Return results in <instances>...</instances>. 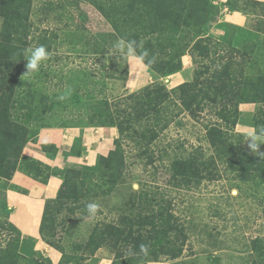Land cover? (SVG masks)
Instances as JSON below:
<instances>
[{
	"label": "trees",
	"instance_id": "1",
	"mask_svg": "<svg viewBox=\"0 0 264 264\" xmlns=\"http://www.w3.org/2000/svg\"><path fill=\"white\" fill-rule=\"evenodd\" d=\"M73 1L94 6L112 28L82 37L67 31L65 42L72 36L77 41L69 42L71 46L79 49L83 45L77 52L85 48L83 51L95 55L108 52L112 56L121 38L135 39L138 54L147 50L146 59L154 57L150 66L145 65L160 78L180 72L187 54L193 61L192 78L173 87L157 80L111 99L105 79L92 71L75 68L79 74L74 87H53V76L62 82L67 74L54 73L46 61L39 72L25 76L26 50L44 45L53 57L61 39L53 31H36L31 21L33 0H0V187L16 188L10 184L16 171L44 184L53 174L62 179L57 195L46 200L40 226L42 239L62 253L57 264L81 263L51 240L56 217L66 207L88 216L87 203H104L114 195L122 196L123 212L98 221L88 243L94 249L103 245L118 248L112 264L179 262L188 239L187 227L179 221L165 192L156 189L157 184L195 188L219 180L223 174L243 184L264 183V156L259 154L264 153V143L253 153L249 138L235 131L241 104H264V41L258 35L247 37L250 29L230 23L223 25V34L212 32L211 0ZM242 1L240 5L228 3L243 12H248L250 3L264 5ZM225 49L226 54L220 56ZM110 58L114 62L115 57ZM86 75L89 88L82 86ZM69 90L70 95L60 100ZM207 112L215 115L205 125L208 148L196 145L184 153L159 150L156 155L161 135L173 122H180L182 114L199 120ZM66 116L77 119L67 123ZM108 125L118 131L114 147L107 155H98L93 165L66 162L62 168H52L23 153L42 128ZM42 149L50 158L58 150L54 144H44ZM81 153L79 138L64 156ZM139 165L143 168L137 169ZM5 231L0 264H45L38 251L29 256L20 253L21 232L16 226L9 224ZM249 244L251 264H264V236H256ZM141 245L147 246V253L141 251Z\"/></svg>",
	"mask_w": 264,
	"mask_h": 264
},
{
	"label": "rangeland",
	"instance_id": "2",
	"mask_svg": "<svg viewBox=\"0 0 264 264\" xmlns=\"http://www.w3.org/2000/svg\"><path fill=\"white\" fill-rule=\"evenodd\" d=\"M258 11L256 10L255 14ZM212 12L216 14V10ZM254 19L257 22L254 23V27L259 32L249 30L251 33L246 36L255 38L258 35L264 41V18L257 16ZM31 21L37 32L44 29L53 31L61 39L57 50L55 49V54L53 57L50 56V61L47 60L46 63L56 70L54 73L62 72L67 74L68 78L64 75L61 82L59 77L53 76V87H74L77 84L76 76L79 74L77 69L74 70L75 68L82 69L85 73L95 72L99 78H104L107 83L106 93L111 99L137 91L157 80H162L173 87L178 85L179 81L184 82L192 78L193 61L188 54L183 56V69L177 72V75L160 78L145 64L130 66L120 53L114 52L112 56L115 58L112 62L110 58L112 56L108 52L95 55L88 50L83 51L85 48L77 52L83 48V45L80 44L79 49L74 45L71 46L69 42L73 44L77 41V38L72 36H69L68 42H65L67 31H74L82 37V35L90 36L112 30L109 22L101 13L87 2L33 0ZM1 25L2 19L0 18V29ZM256 41L259 43L258 38ZM226 50L221 51L219 55L224 56ZM83 85L89 88L87 75L83 79ZM240 110V119L235 131L249 138L247 135L249 132L258 133V130H264V104H241ZM66 117L64 121L67 123L72 119L74 123L77 119ZM180 119V122H173L161 135L156 155L159 150L162 152L167 150L172 154L184 153L185 150H190L196 145L208 148L205 139V125L213 121L215 115L207 112L199 120H194L185 113L180 116ZM102 128L107 129V134H109L116 126L108 125ZM142 168L143 165H139L137 169ZM223 176L219 180L203 182L198 187L188 189H177L165 184L156 185L158 186L156 189L165 192V197L172 201L176 216L187 227L188 235L183 257L178 259L179 262L164 261V259H161V262L169 264H251L249 241L256 236H264V183L259 186L254 183L243 184L227 179L224 174ZM134 187H138L135 182ZM98 204L100 208L95 217L82 215L79 210L66 207L56 217L53 224L55 230L54 237L51 239L53 243L77 257L81 264H112L118 250L112 245H103L94 249L88 243V239L98 221H107L110 217H117L123 212L125 208L123 198L121 195H114L112 198H107L104 203ZM7 212L8 210L0 212V243L3 244L7 236L4 228L6 226L1 224ZM57 252L61 253L59 250ZM39 257L44 260L45 264H54L48 255L41 253Z\"/></svg>",
	"mask_w": 264,
	"mask_h": 264
},
{
	"label": "crops",
	"instance_id": "3",
	"mask_svg": "<svg viewBox=\"0 0 264 264\" xmlns=\"http://www.w3.org/2000/svg\"><path fill=\"white\" fill-rule=\"evenodd\" d=\"M229 0H211L216 14L211 23V31L217 34L224 33L223 25L230 23L240 27L259 32L255 29L257 23L254 17L264 18V5L247 6L248 12L234 10L228 3ZM235 4H242V0H231ZM264 3V0H248ZM259 10L257 14L255 11ZM263 11V13H262ZM263 23V21H262ZM264 26V23H263ZM190 59L192 57L188 56ZM179 73V72H178ZM178 73L172 74V76ZM179 81L177 84L181 83ZM114 130V131H113ZM107 134L105 128L92 127H46L42 128L37 136V140L29 141L23 153L29 157L42 161L52 168H61L66 162L76 164L93 165L97 155H107L113 148L117 137V128ZM81 138L82 153L80 155L64 156V152L70 151L73 143ZM54 144L57 153L53 158L43 151L42 145ZM62 183V179L53 174L48 183L44 184L21 171H16L10 180V184L16 188L0 187V212L8 210L7 216L3 218V226L12 224L21 232V243L19 251L25 256H29L33 251H38L43 255L51 257L54 264H57L62 256L54 247L46 243L40 234V226L44 213L45 203L48 198H54ZM1 214V213H0ZM1 218V217H0ZM5 227V228H6ZM147 264H169L167 262H148Z\"/></svg>",
	"mask_w": 264,
	"mask_h": 264
},
{
	"label": "clouds",
	"instance_id": "4",
	"mask_svg": "<svg viewBox=\"0 0 264 264\" xmlns=\"http://www.w3.org/2000/svg\"><path fill=\"white\" fill-rule=\"evenodd\" d=\"M137 44L135 39H126L121 38L115 45L114 48L116 53L123 54V57L126 61L129 62V65L132 64H145L151 65L154 62V57L151 60H147L146 58L149 56L147 50H144L142 53H137L136 48L134 47ZM27 55V71L25 76H31L37 72H39L42 64L50 58V52L47 50L46 46L40 45L35 48H28L26 50ZM70 95V90L65 94H62L59 98L60 100H65L67 96ZM248 137L251 142L249 143V147L253 153L259 152L260 144L264 143V130L261 133L249 132ZM261 156H264V153L259 152ZM100 205L96 202H89L86 204V212L89 217H95L99 211ZM141 251L147 253L148 248L146 245H141Z\"/></svg>",
	"mask_w": 264,
	"mask_h": 264
}]
</instances>
